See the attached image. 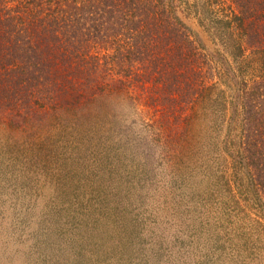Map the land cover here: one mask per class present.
<instances>
[{"label": "trees", "instance_id": "obj_1", "mask_svg": "<svg viewBox=\"0 0 264 264\" xmlns=\"http://www.w3.org/2000/svg\"><path fill=\"white\" fill-rule=\"evenodd\" d=\"M124 107L264 227V0H0L2 126L95 147Z\"/></svg>", "mask_w": 264, "mask_h": 264}, {"label": "rangeland", "instance_id": "obj_2", "mask_svg": "<svg viewBox=\"0 0 264 264\" xmlns=\"http://www.w3.org/2000/svg\"><path fill=\"white\" fill-rule=\"evenodd\" d=\"M124 109L95 147L0 123V264H264V227L205 155L152 146Z\"/></svg>", "mask_w": 264, "mask_h": 264}]
</instances>
